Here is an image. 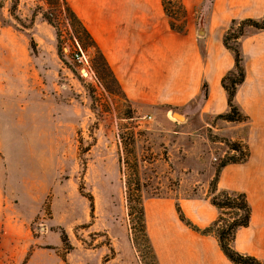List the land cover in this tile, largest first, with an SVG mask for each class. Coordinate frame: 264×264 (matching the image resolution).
I'll return each mask as SVG.
<instances>
[{"label":"rangeland","instance_id":"rangeland-1","mask_svg":"<svg viewBox=\"0 0 264 264\" xmlns=\"http://www.w3.org/2000/svg\"><path fill=\"white\" fill-rule=\"evenodd\" d=\"M13 1L0 0V222L10 224L23 243L31 241L19 264H151L144 247L132 241L135 219L128 214L125 180L137 174L143 199L167 196L185 168L197 165L190 157L201 147L195 135L219 141L213 137L225 136L204 124L224 120L192 118L200 129L176 135L181 144L178 174L170 175L174 165L163 161L165 141L170 144L175 137L163 114L135 113L123 91L105 88L93 67L94 50L81 48L71 22L55 12L65 64L56 30L41 15L49 0H18L20 21L10 13ZM66 1L84 21L94 20L103 2L115 4ZM125 1L142 9V0ZM211 1L192 8L198 10L197 18ZM39 4L42 9L30 23ZM166 9L169 27L172 23L173 30H184L182 0H169ZM176 114L181 112L174 110L167 118L184 119ZM238 154L228 149L218 156L214 151L211 163L215 167L224 156ZM33 251L36 258L28 263Z\"/></svg>","mask_w":264,"mask_h":264},{"label":"crops","instance_id":"crops-1","mask_svg":"<svg viewBox=\"0 0 264 264\" xmlns=\"http://www.w3.org/2000/svg\"><path fill=\"white\" fill-rule=\"evenodd\" d=\"M108 2L102 3L94 20L79 19L105 56L133 111L151 115L160 111L168 126H173L175 139L170 144L165 141L163 161L174 165L169 174L176 176L181 146L176 135L200 129L191 122L194 117L214 119L228 111L221 80L234 68V56L223 45V34L234 19L264 17V0H212L200 19L198 10L192 8L203 0H182L187 9L183 31L169 27L162 0H154V11L152 0H142L141 10L132 9L131 2L125 0H115L114 5ZM239 46L245 75L234 102L247 120L205 123L204 129L211 127L215 134L247 147L246 160L221 168L218 189L245 193L251 218L247 226L237 229L232 247L264 264V29L248 27ZM174 110L184 116L182 121L167 118ZM195 138L201 147L190 157L197 165L185 168L167 196L142 198L146 231L159 264H234L220 249L215 235L189 228L176 210L178 203L184 216L201 229L218 215L207 196L214 174L210 157L214 151L223 156L228 148L202 133ZM154 151L157 153L156 148ZM158 161L159 157L154 162ZM193 191L194 195H189ZM30 243H23V236L15 234L10 224L0 222V264L21 263ZM34 258L35 251L28 263Z\"/></svg>","mask_w":264,"mask_h":264},{"label":"trees","instance_id":"trees-1","mask_svg":"<svg viewBox=\"0 0 264 264\" xmlns=\"http://www.w3.org/2000/svg\"><path fill=\"white\" fill-rule=\"evenodd\" d=\"M49 1L50 2H47L49 4V8L47 10H41V15L46 20V22L53 26L56 30L57 51L62 61L66 64V60L62 51V43L64 41V38L58 26V15L55 12L64 13L65 17L71 22L75 30L76 39L81 48H91L94 50L95 59L93 60V67L98 75V78L103 81L105 88L111 89V86L113 85L115 86V89L122 91L121 86L114 76L105 56L97 46L89 31L77 17L75 12L71 9L68 2L66 0ZM167 2H169V0H162L165 12H167ZM17 3L18 0L13 1V4L10 8V13L17 21H20V19L15 14ZM39 9H42V6L40 4L36 6V9L32 12L30 23L33 22ZM170 27L171 29H175L172 23L170 24ZM248 27H252L255 29H264V17L260 19H234L231 21L228 28L223 34V45L227 49H229L234 56V68L232 70H229L221 80V84L227 94L228 111L218 114L216 116L217 119L232 122H241L247 120V116L244 115L235 104L234 97L237 87L243 82L245 75L244 67L242 64L239 39L245 34ZM177 31H183V29H179ZM203 90L204 92H206L205 85H203ZM213 138L223 142L230 151L239 153L237 156H224L214 167V174L209 183L207 196L209 197L210 202L218 210L217 218L209 226L201 229L184 216L180 206L178 205V203H176L178 216L180 220L189 228L202 234L215 235L220 249L232 263L261 264V261L255 256L240 253L232 247V242L234 240L237 229L247 226L251 218V207L245 193L227 189H218V179L221 168L228 163L246 160L248 156L247 147L236 140H230L225 137L218 138L217 136H214ZM136 176L137 174L135 173V178L133 177L132 179L125 180V185L127 187L126 199L129 205L128 214L130 218L133 217L132 219H135V223H133V226H131L132 241L135 245L140 244L144 247L146 253L151 257V264H159L157 255L146 231L144 207L140 187L141 184L138 177ZM130 184L132 185V188H130ZM87 198L89 199L90 208L92 210L93 196L91 194H88ZM136 229L138 232L137 234L134 232V230ZM61 240L62 242L67 241V237L65 234L61 236Z\"/></svg>","mask_w":264,"mask_h":264},{"label":"water","instance_id":"water-1","mask_svg":"<svg viewBox=\"0 0 264 264\" xmlns=\"http://www.w3.org/2000/svg\"><path fill=\"white\" fill-rule=\"evenodd\" d=\"M176 116H177L178 118H182V115H180V114H176Z\"/></svg>","mask_w":264,"mask_h":264}]
</instances>
